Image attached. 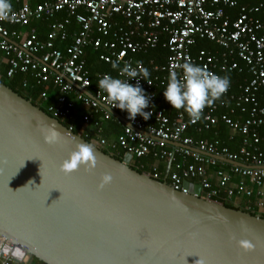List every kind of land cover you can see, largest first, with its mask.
Listing matches in <instances>:
<instances>
[{"label": "built area", "instance_id": "1", "mask_svg": "<svg viewBox=\"0 0 264 264\" xmlns=\"http://www.w3.org/2000/svg\"><path fill=\"white\" fill-rule=\"evenodd\" d=\"M254 1L257 7L249 8L239 6L238 0H10L8 18L0 19V59L7 61L6 78L18 74L31 78L22 82V88L30 92L42 89L43 102L49 101V88L55 91L54 102L47 106L54 119L71 122L76 110L83 109V124L95 130L94 138H85L110 156L131 155L132 161L151 157L169 165L164 179L174 190L188 194L199 186L203 199L264 216V150L259 149L256 135V129L264 126V24L253 16L263 8L261 0ZM225 7L239 8L234 20L225 14ZM60 12L66 17L55 20L48 39L40 41L30 23L52 19ZM72 18L79 26L74 34L68 31ZM7 26L26 32L10 31ZM161 37L168 40V61L164 67L153 66L152 71L159 75L150 78V84L140 81L151 96L150 108L145 110L153 115L147 121L139 115L134 121L127 113L119 115L117 108L110 109L102 90L91 92L84 60L87 48L101 52L100 61L105 64L119 61L121 66L127 62L143 67L133 56L155 49ZM68 39L70 44L62 49ZM204 39L223 49V70L240 73L237 60L248 69L249 79L231 96L242 112L244 106L250 107L242 124L215 115L216 105L207 106L199 120L182 111L169 117L159 107L170 104L163 93L158 95V88L164 91L169 73L179 71L183 62L191 61L215 73L219 57L206 51L192 57L190 52L197 40ZM111 120L122 125V131L108 141L102 126ZM219 121L243 137L237 152L223 148L219 141L186 135L209 132ZM68 128L74 130L71 123ZM144 174L161 179L156 167ZM0 264L35 263L23 248L0 235Z\"/></svg>", "mask_w": 264, "mask_h": 264}, {"label": "water", "instance_id": "2", "mask_svg": "<svg viewBox=\"0 0 264 264\" xmlns=\"http://www.w3.org/2000/svg\"><path fill=\"white\" fill-rule=\"evenodd\" d=\"M49 126L59 143L44 142ZM77 143L92 147L94 169L65 173ZM131 161L0 82V235L29 256L42 264H264L263 217L203 199L199 186L176 191ZM105 173L113 179L101 186Z\"/></svg>", "mask_w": 264, "mask_h": 264}, {"label": "trees", "instance_id": "3", "mask_svg": "<svg viewBox=\"0 0 264 264\" xmlns=\"http://www.w3.org/2000/svg\"><path fill=\"white\" fill-rule=\"evenodd\" d=\"M239 6L247 5L249 8L257 7V3L254 0H238ZM261 4L263 5L262 9H258L257 12L253 13V16L260 20L264 24V0H261ZM225 14L231 19L234 20L239 12V8H224ZM66 17L65 12H60L57 14L54 18L49 20H39V21H32L30 23V28H34L37 31L38 39L40 41H46L48 39V35L50 32V26L55 21H61ZM10 31H15L17 33L26 32L25 29H20L18 27H8ZM79 26L75 23L74 18L70 20V25L68 26V31L70 34H74L78 31ZM70 39H68L65 43H63L60 47L63 49L67 47L70 44ZM167 38L161 37L160 42L158 46L155 49L149 50L146 53L143 54H137L133 56L134 62L137 64H141L143 67H146L149 69L151 73V78H154L155 76L159 75L152 71L153 66H159L164 67L168 61L169 52L167 47ZM55 46L58 48V43L55 44ZM200 51H206L210 54L216 55L219 57V64L215 68V73L219 74L221 76L227 75L230 78V87L228 89V94L224 97H222L219 100H216L213 104L209 106L216 105L217 111L215 112V115L221 116L226 115L228 118L232 121L244 123L248 116L250 107L244 106L245 111L242 112L241 108H236L234 103L231 101V96H236L238 94L239 86L246 80L249 79V73L248 69L245 67L244 63L241 61H236L238 64V67L241 69V72L239 73L238 70H234L233 72H227L226 70H223V61L222 54L223 49L218 47L214 42L208 41L206 39L204 40H197L196 43L191 47L190 52L192 57H196ZM100 54L101 52L94 50L93 48L89 47L85 50L84 60L86 64V69L89 72L90 80H91V92L95 90H99L97 87L98 80L107 73H110L112 75H116V71L113 70L112 65H108L100 61ZM227 63H230V59L226 60ZM7 61L6 59H0V82L4 84L5 86L9 87L11 90L25 98L26 100L30 101L32 104L43 110L46 114L49 116L50 113L47 110V106L54 102V93L55 91L52 88L48 89V94L50 95L49 101L43 102L40 99V92L42 89L36 90L34 92H30L27 90H24L22 88V82L25 79H28L31 81V78L27 77L26 75L18 74L11 80H8L5 77V72L7 70ZM163 88H158V95H162ZM262 104V102H261ZM160 108H165L166 113L169 117H173L174 114L178 111H182L185 115H188L183 109H173L171 105H162L159 106ZM117 112L119 115H125V111H122L117 108ZM63 125L69 127V124L71 123L74 127L73 132L78 134L77 129L74 126L73 121H62ZM83 123V122H82ZM105 124L107 127H105ZM108 128H113L117 131V129L121 128L122 131V125H118L115 121H108L104 123L102 126V133L108 131ZM120 131V133H121ZM118 133L117 135H119ZM187 136H192L195 139L201 140V139H209V140H216L219 141L221 146L223 148H227L230 152H237L240 148L241 142L243 137L241 134L237 131H232L230 128L225 125L223 122L219 121L217 125L209 132H203L199 135H193L192 133L188 132L186 134ZM256 135L257 138L260 140L259 142V149L264 150V126L259 127L256 129ZM85 138L84 136H82ZM107 140L108 138L104 136ZM86 139V138H85ZM87 141L88 138L86 139ZM109 141V140H108ZM105 153H107L105 151ZM118 160H122L121 156H114ZM155 160L151 157L143 158L140 160H133L131 163V167L136 170L139 173H151L154 167H156L154 164ZM142 166V167H141ZM157 172L160 174L159 181H165V171L160 168L156 167ZM224 206L238 210L237 208H234L230 205L223 204ZM255 215L254 213H250ZM264 218V216H261ZM33 263L35 264H42L33 257L30 256Z\"/></svg>", "mask_w": 264, "mask_h": 264}, {"label": "clouds", "instance_id": "4", "mask_svg": "<svg viewBox=\"0 0 264 264\" xmlns=\"http://www.w3.org/2000/svg\"><path fill=\"white\" fill-rule=\"evenodd\" d=\"M0 10H2L0 19H7V14L12 10L10 0H0ZM112 68L116 71V75L104 74L97 82L98 89L107 96L110 109L118 108L125 111L129 120L134 121L139 115L147 121L153 115L151 110H145L150 108L151 96L146 94L140 81L145 80L150 84L149 69L133 67L127 62L121 66L119 61H113ZM133 79L135 83L131 82ZM229 87L230 78L227 75L221 76L191 61H185L179 66V71L174 70L169 73L163 95L173 109H183L190 119L199 120L203 110L219 100ZM43 138L47 144H56L61 141V134L54 127L49 126L46 127ZM94 161L92 147L85 143H77L60 167L65 173H71L81 167L93 170ZM112 179L111 174H103L100 179L101 186L110 183ZM238 243L246 250L251 247L242 240ZM195 264H206V261L200 258Z\"/></svg>", "mask_w": 264, "mask_h": 264}, {"label": "crops", "instance_id": "5", "mask_svg": "<svg viewBox=\"0 0 264 264\" xmlns=\"http://www.w3.org/2000/svg\"><path fill=\"white\" fill-rule=\"evenodd\" d=\"M26 31V30H25ZM23 34L25 32H22ZM85 111L83 109H78L76 110V112L73 115V119L71 121L74 122V126L78 131V134L81 136H86L88 138H94L95 137V130L93 127L91 126H85L82 123V116L84 115ZM108 125V124H107ZM107 125L105 124V127H107ZM121 128L114 130L113 128H108V131L103 132L104 136H106L108 138L109 141H112L116 138L117 134L120 133ZM154 164H156V167H160L162 168L164 171L169 170V165L168 164H164V163H159V162H155Z\"/></svg>", "mask_w": 264, "mask_h": 264}]
</instances>
